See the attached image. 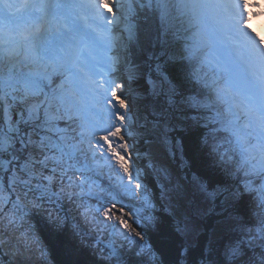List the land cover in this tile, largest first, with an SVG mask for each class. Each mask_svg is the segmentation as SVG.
Returning <instances> with one entry per match:
<instances>
[{"label": "snow or ice", "instance_id": "obj_1", "mask_svg": "<svg viewBox=\"0 0 264 264\" xmlns=\"http://www.w3.org/2000/svg\"><path fill=\"white\" fill-rule=\"evenodd\" d=\"M259 6L0 0V247L264 264Z\"/></svg>", "mask_w": 264, "mask_h": 264}, {"label": "rangeland", "instance_id": "obj_2", "mask_svg": "<svg viewBox=\"0 0 264 264\" xmlns=\"http://www.w3.org/2000/svg\"><path fill=\"white\" fill-rule=\"evenodd\" d=\"M262 0H257V2H261ZM250 12H264V8L260 9L249 8ZM264 22V16L254 17L251 23V26L254 30L260 34L261 24ZM135 87V86H134ZM2 255L0 256V264H43V261L38 252H21L18 255H14L11 251H9V247H1Z\"/></svg>", "mask_w": 264, "mask_h": 264}, {"label": "bare ground", "instance_id": "obj_3", "mask_svg": "<svg viewBox=\"0 0 264 264\" xmlns=\"http://www.w3.org/2000/svg\"><path fill=\"white\" fill-rule=\"evenodd\" d=\"M258 3H259V5H260V6H259L260 9L264 8V2L261 1V2H258Z\"/></svg>", "mask_w": 264, "mask_h": 264}, {"label": "trees", "instance_id": "obj_4", "mask_svg": "<svg viewBox=\"0 0 264 264\" xmlns=\"http://www.w3.org/2000/svg\"><path fill=\"white\" fill-rule=\"evenodd\" d=\"M188 151H189V153H190V151H191V148H190V145L188 146ZM2 250H1V247H0V256L2 255V252H1Z\"/></svg>", "mask_w": 264, "mask_h": 264}]
</instances>
